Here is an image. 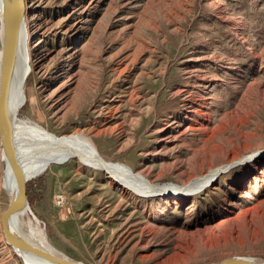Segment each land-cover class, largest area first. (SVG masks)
Segmentation results:
<instances>
[{
  "label": "rangeland",
  "instance_id": "374dc122",
  "mask_svg": "<svg viewBox=\"0 0 264 264\" xmlns=\"http://www.w3.org/2000/svg\"><path fill=\"white\" fill-rule=\"evenodd\" d=\"M25 2L31 71L17 117L88 135L159 185L233 161L177 203L75 158L51 163L28 181L26 220L85 264L264 259V0ZM0 264H23L1 219Z\"/></svg>",
  "mask_w": 264,
  "mask_h": 264
},
{
  "label": "bare ground",
  "instance_id": "6f19581e",
  "mask_svg": "<svg viewBox=\"0 0 264 264\" xmlns=\"http://www.w3.org/2000/svg\"><path fill=\"white\" fill-rule=\"evenodd\" d=\"M27 38L28 31L24 23L18 65L12 87V107L16 116L13 121V137L23 159L25 169L34 177L43 173L51 163L60 164L75 158L85 165L110 173L115 181L135 192H141L146 195L158 192L159 195L167 197L168 201L177 203L181 200L180 197L195 190L204 189L223 169L233 163L232 161L223 166L210 168L205 174L190 177L184 184L171 182L159 185L150 181L142 173L133 171L129 165L123 162L107 161L100 154L95 143L88 135L78 132L57 136L37 121L17 117L18 112L27 100L25 88L31 71ZM26 129L34 133L33 138L27 136ZM257 154L263 157L264 150ZM0 161L3 169L2 185L10 196L13 189V175L1 151ZM28 210L29 208L18 215L17 222L20 229L33 242L58 251L49 243L45 231L37 224L38 221L33 223L30 218L26 220ZM21 255H23L27 264H49L42 259L28 254Z\"/></svg>",
  "mask_w": 264,
  "mask_h": 264
},
{
  "label": "water",
  "instance_id": "95a60500",
  "mask_svg": "<svg viewBox=\"0 0 264 264\" xmlns=\"http://www.w3.org/2000/svg\"><path fill=\"white\" fill-rule=\"evenodd\" d=\"M1 42L0 51V151L8 162L13 175V189L9 202L0 213L6 242L23 264L28 254L49 264H85L68 255L39 245L20 229L19 213L29 208L28 181L34 176L25 169L23 159L13 137L12 87L18 65L26 15L25 0H0ZM229 167V166H228ZM211 264H264V259L249 256H230Z\"/></svg>",
  "mask_w": 264,
  "mask_h": 264
},
{
  "label": "built area",
  "instance_id": "2783aa9c",
  "mask_svg": "<svg viewBox=\"0 0 264 264\" xmlns=\"http://www.w3.org/2000/svg\"><path fill=\"white\" fill-rule=\"evenodd\" d=\"M67 201V195L64 192H59L55 197V202L58 206H64Z\"/></svg>",
  "mask_w": 264,
  "mask_h": 264
},
{
  "label": "trees",
  "instance_id": "16d2710c",
  "mask_svg": "<svg viewBox=\"0 0 264 264\" xmlns=\"http://www.w3.org/2000/svg\"><path fill=\"white\" fill-rule=\"evenodd\" d=\"M27 186H28V184H27ZM28 196H29V188H28Z\"/></svg>",
  "mask_w": 264,
  "mask_h": 264
}]
</instances>
